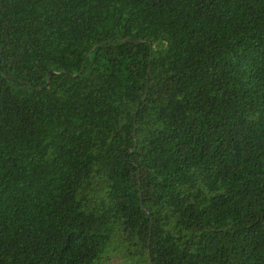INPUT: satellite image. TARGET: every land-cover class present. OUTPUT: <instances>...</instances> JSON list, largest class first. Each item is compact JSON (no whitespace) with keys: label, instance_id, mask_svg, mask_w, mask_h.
Masks as SVG:
<instances>
[{"label":"trees","instance_id":"1","mask_svg":"<svg viewBox=\"0 0 264 264\" xmlns=\"http://www.w3.org/2000/svg\"><path fill=\"white\" fill-rule=\"evenodd\" d=\"M0 264H264V0H0Z\"/></svg>","mask_w":264,"mask_h":264}]
</instances>
